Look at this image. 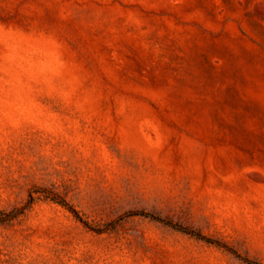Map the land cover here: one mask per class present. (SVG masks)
I'll use <instances>...</instances> for the list:
<instances>
[{
    "label": "rangeland",
    "instance_id": "obj_1",
    "mask_svg": "<svg viewBox=\"0 0 264 264\" xmlns=\"http://www.w3.org/2000/svg\"><path fill=\"white\" fill-rule=\"evenodd\" d=\"M248 260L264 0H0V264Z\"/></svg>",
    "mask_w": 264,
    "mask_h": 264
},
{
    "label": "trees",
    "instance_id": "obj_2",
    "mask_svg": "<svg viewBox=\"0 0 264 264\" xmlns=\"http://www.w3.org/2000/svg\"><path fill=\"white\" fill-rule=\"evenodd\" d=\"M39 193V197H44V198H46V199H51V200H54V201H57V202H59V203H61V204H63V205H65V206H67V207H70L69 205H68V203L65 201V200H63V199H60V198H58L57 196H52V195H50V194H46V192L44 191V190H42L41 188H37V191L36 190H33V191H31V193L29 194V199H28V202H27V207H29V206H31V204H33V202L37 199V198H39V197H37V196H34V193ZM70 209H72V211H73V213H75V215L77 216V217H79L80 218V216H79V214H78V212L76 211V210H74L73 208H70ZM132 215H145V216H151V217H154V218H156L157 216H153L152 214H149L148 212H143V211H138V212H132L131 213ZM158 219H160V218H158ZM184 231H186V232H189V230H186V229H184ZM191 233H194V232H191ZM196 235H198V237H200V238H203V239H207L208 241H209V239L208 238H206L204 235H202V234H200V233H196ZM248 262L249 263H253V264H261V263H256V262H252L251 260H248Z\"/></svg>",
    "mask_w": 264,
    "mask_h": 264
}]
</instances>
